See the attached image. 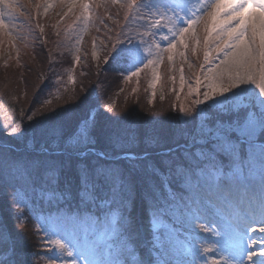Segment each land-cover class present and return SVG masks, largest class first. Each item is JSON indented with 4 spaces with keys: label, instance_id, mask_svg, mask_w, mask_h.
I'll return each instance as SVG.
<instances>
[{
    "label": "snow or ice",
    "instance_id": "1",
    "mask_svg": "<svg viewBox=\"0 0 264 264\" xmlns=\"http://www.w3.org/2000/svg\"><path fill=\"white\" fill-rule=\"evenodd\" d=\"M192 2L140 0L137 5L131 0L128 4L142 6L149 16L166 18L172 25L169 31L176 30L164 48L169 61L177 42L183 44L185 34L204 21V61L209 67L203 74V98H199L198 77L196 112L181 107L185 119L171 137L145 134L140 140L133 126L101 132L100 114L89 109L70 131L53 121L51 135L35 155L0 161L30 187L35 198L55 210L57 219L49 226L54 228L52 237L63 229L73 241L60 237L49 243L53 251H66L67 259L79 257L83 264H264V250L257 253L255 243H248L250 225L234 228L231 215L224 217L230 208L253 199L264 212V0H207L195 18L189 15ZM2 6L11 5L0 0ZM80 7L87 10L88 3L81 0ZM4 26L0 19V28ZM120 56L118 47L109 59ZM152 63L148 60L144 67ZM139 71L137 67L125 79ZM250 84H256L259 92L241 95V86ZM199 106L207 111L201 113ZM35 118V112L28 117ZM14 134L22 136L23 131ZM101 138L103 148L97 147ZM137 203L143 206L151 236L147 256L139 248L142 225L135 215ZM202 212L225 218L223 231L215 232L217 246L203 249L213 257L211 261L195 246L188 257L165 246L158 231L162 222L174 228L186 217L201 219ZM259 239L264 249V226ZM0 264H29V253L3 232Z\"/></svg>",
    "mask_w": 264,
    "mask_h": 264
},
{
    "label": "rangeland",
    "instance_id": "2",
    "mask_svg": "<svg viewBox=\"0 0 264 264\" xmlns=\"http://www.w3.org/2000/svg\"><path fill=\"white\" fill-rule=\"evenodd\" d=\"M84 2L88 3L87 10L80 7L81 0H77L74 4L70 3V0H6V4L11 6L0 7V11L4 12V16L0 19H3L5 25L0 28V88L7 91L8 94L4 97L5 99L3 98L4 101L0 108L12 114L15 111L9 110V104L18 103L20 105L21 103L26 108L31 102L33 103L27 96L28 89L31 88L30 97L32 100L34 84L35 88H38L39 82L44 80L42 77L38 80V74L42 67L39 63L40 53L37 48L39 45L42 47L43 44L47 46L46 34L50 30L54 39V44L51 45L54 67L50 70V83L48 88H45L46 94L42 98V103L39 104V109L37 106L36 114L45 110V107L54 106L53 103L59 101L64 95L72 97L65 101L71 103L67 106L65 104L58 105L53 109L59 112L62 109L64 111L73 110V114H77V106L79 102L81 103V101H77V98L79 100L81 91H83L81 86L82 77H84L83 69L90 65L95 69L99 68L112 55L110 49L114 50L118 47L121 48V54L126 55L129 59L126 76H129L132 71H136L137 67L140 68L136 76L126 79L129 82L125 83L123 92L130 89L133 93H138L141 90L147 94L150 107L156 102L158 104L166 102L173 111L175 109L180 113V108L184 107L191 109L194 114L197 108L195 105L197 99L196 80L198 77L201 80L199 98L202 99V93L205 90L203 74L209 67V64L204 61L207 36L204 21L202 20L194 26L192 31L185 34L183 44L177 42L171 53L172 60L169 61V53L164 51V48L173 41V32L176 30L169 31L172 25L166 18L149 16L148 10L143 8L139 16L136 14L137 19H130L127 17V12L131 0H115V3L113 0H84ZM144 2L147 3L148 0ZM206 2L207 0H193L189 15L195 18L196 12ZM168 15L170 16L171 13ZM156 20H160L159 25L156 24ZM122 21L127 25L128 23L130 26L132 25L131 38L125 33L126 29L121 27ZM115 31H118V40L115 43V48H111L114 47L111 46V42ZM45 50L44 53L49 54L48 49ZM107 52L110 55H107ZM211 55L216 54L212 53ZM66 57L68 60L65 61ZM148 60H152L153 63L145 68L144 64H147ZM256 79L259 80L258 73ZM241 87L244 89V92L240 93L241 95H253V93L259 92L256 84ZM165 88H167V92ZM199 107L201 113L207 111L203 106ZM85 108L87 107L85 106ZM85 108L80 109L83 111ZM109 110L110 108L99 112V118L102 121L108 119ZM93 114L95 115L96 111H93ZM113 116L114 129H120L122 125L129 123L128 117L123 113L118 115L115 112ZM79 117L81 118L80 114ZM46 119L47 116L44 120ZM184 119L185 117L180 113L179 120L184 121ZM27 120H29L28 117ZM180 125L182 126L183 123ZM14 130L23 131L21 125L17 123V126L9 129L8 132L22 143L27 135L24 131L22 136L14 134ZM29 139L27 147L32 149L34 137L31 136ZM15 160L22 161L24 159ZM0 161L11 162L13 160H9V157H2L0 154ZM256 167L258 168V163ZM1 168L25 189L26 194L22 193L20 189L15 192L19 204L25 205L26 198L33 195L30 187L13 170H10L7 164H0ZM251 208L245 211L243 203L241 206L230 208L224 217L227 218L231 215L229 222L234 228L243 224L250 225L248 235L252 239L248 243H255L256 252L259 253L264 250L260 247L259 239L262 227L259 222L264 221V212H262L259 202L258 205ZM225 218H219L208 212H202L199 220L186 217L183 224L190 229L191 234L188 235L190 240L186 239L187 237L181 238L176 235L172 225L166 221L161 223L158 231L162 236V242L172 252L183 253L185 257H188L195 246L199 248L202 255L207 256L203 249L217 246L215 241L219 237L215 235V232L223 231L226 226ZM56 219V215L45 219L48 242L60 237L65 241H73V237L67 235L63 229L57 232V237H52L51 232L54 228L49 226L54 225ZM204 225H207V230L204 229ZM149 242L151 244V236ZM50 244L54 246L52 243ZM59 250H56L58 264H83L79 257L67 259L66 251L65 257H61ZM133 256L136 257L134 254ZM207 258L209 261L213 259L211 256H207Z\"/></svg>",
    "mask_w": 264,
    "mask_h": 264
},
{
    "label": "trees",
    "instance_id": "3",
    "mask_svg": "<svg viewBox=\"0 0 264 264\" xmlns=\"http://www.w3.org/2000/svg\"><path fill=\"white\" fill-rule=\"evenodd\" d=\"M139 3L140 0L137 1V5H139ZM137 5L129 8L127 12V17L132 20L133 18L137 19L136 14L139 16L142 12L143 7ZM121 27L126 29L125 33L131 38L133 32L132 25L130 26L129 23L127 25L122 21ZM48 31L49 32L46 34L47 46L43 44L42 47L39 45L37 48L40 53L38 56L39 63L42 67V70L39 71L38 74V80L41 79V77L44 78V80L39 82V85L37 86L38 88H35L36 85L34 84V90L31 94L32 100L30 97L31 88L28 89L29 93H27L28 98H30V101H33V103L31 102L26 108L21 103L20 105L18 103L9 104V110L15 111L12 114L3 108H0V110H2L0 111V154L2 157H9V160H15L18 158H23L25 160L30 155H35L39 151L46 136L51 135L53 121L56 122L57 127L63 123L64 130L67 132L72 129L77 119L80 118L79 114L82 118L88 114L89 109L99 113L110 108L108 119L102 121L101 118H99L98 120L101 132L114 129L113 115L115 112L118 115L119 113H123L124 116L128 117L129 123L122 125L121 128L125 129L129 126H133L134 132L140 140L143 139L145 134H156L167 139L181 127L180 124L183 123V121L179 120L178 122L177 119H180L179 111L175 109L173 111L166 102L160 104L156 102L150 107L147 94L144 91L140 90L138 93H133V91L127 89L123 92L125 83L127 82L125 76L129 69L127 64L129 59L124 54H121V56L116 59H108L97 69L93 68L91 65L83 69L84 77H82L83 80L81 83L83 91H81L79 100L77 98V101H81L77 106V114H73V110L64 111L62 109L63 112H59L53 109V107L56 108L55 106L63 104L67 106L71 103H66L65 101H68V99L72 97L64 95L59 101L53 103L54 106L45 107V110L37 113L34 120H27L29 115L34 112L36 113L37 106L38 109L40 108L39 104L42 103V98L46 94L45 88H48L50 83V70L54 67L51 52V45L53 46L54 39L51 36L53 33L51 34L50 30ZM115 34L112 37L111 42V46L114 47L111 48H115V43H117L118 40V31H115ZM45 48L48 49L49 54L44 53ZM112 50L113 49H110V54H112ZM110 54L107 52V55ZM111 56L112 55H110V57ZM66 59L68 60L67 57L65 58V61ZM165 89L167 92V88ZM6 96H8L7 91H3V89L0 88V105ZM85 106L87 108H85ZM80 108L85 109L81 111ZM46 116L47 119L44 120ZM17 123L21 125L24 133L27 135L22 143L17 141L8 132L9 129L17 126ZM31 136L34 137V147L32 149L27 147V143L30 142L29 138H31ZM97 147H105L103 138H101ZM133 150H137L135 146H133ZM17 189H20L22 193L26 194L23 186H20L18 182L9 177L1 168L0 232H3L6 238L10 236L19 249H24L29 253V264H51L52 260H55L56 264H58L56 251L52 250L54 246L48 242L44 224L45 219L52 215H56L55 210L46 202L35 198L33 195L27 197L28 199L26 198L27 202L25 205H20L17 196L15 195ZM135 215L142 225L139 237L140 252H142L144 256H147L151 244L149 242L150 234L142 204L137 203ZM42 225L43 230L41 228ZM174 230L179 237H187L186 239L190 240L188 236L191 234L190 229L186 227L183 222L175 224ZM187 242L189 244V241ZM59 253L61 257H65V251L59 250ZM133 254L139 258L137 253L134 252Z\"/></svg>",
    "mask_w": 264,
    "mask_h": 264
},
{
    "label": "bare ground",
    "instance_id": "4",
    "mask_svg": "<svg viewBox=\"0 0 264 264\" xmlns=\"http://www.w3.org/2000/svg\"><path fill=\"white\" fill-rule=\"evenodd\" d=\"M258 200L257 199H253L250 203L248 201H244V206H245V211L252 209V206H256L258 205ZM261 226L264 225V221L259 222Z\"/></svg>",
    "mask_w": 264,
    "mask_h": 264
}]
</instances>
